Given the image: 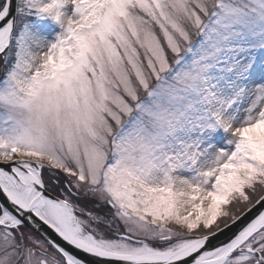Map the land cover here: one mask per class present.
<instances>
[{
	"label": "snow or ice",
	"instance_id": "snow-or-ice-1",
	"mask_svg": "<svg viewBox=\"0 0 264 264\" xmlns=\"http://www.w3.org/2000/svg\"><path fill=\"white\" fill-rule=\"evenodd\" d=\"M0 264H264V0H0Z\"/></svg>",
	"mask_w": 264,
	"mask_h": 264
}]
</instances>
